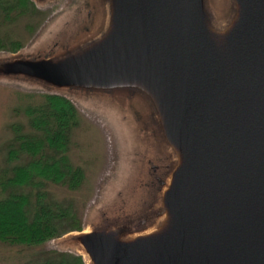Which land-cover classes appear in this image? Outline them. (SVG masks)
Wrapping results in <instances>:
<instances>
[{"label": "water", "instance_id": "1", "mask_svg": "<svg viewBox=\"0 0 264 264\" xmlns=\"http://www.w3.org/2000/svg\"><path fill=\"white\" fill-rule=\"evenodd\" d=\"M229 1L218 23L207 0H103L90 38L0 62V77L150 109L146 200L71 233L88 264H264V0Z\"/></svg>", "mask_w": 264, "mask_h": 264}, {"label": "rangeland", "instance_id": "2", "mask_svg": "<svg viewBox=\"0 0 264 264\" xmlns=\"http://www.w3.org/2000/svg\"><path fill=\"white\" fill-rule=\"evenodd\" d=\"M207 1L215 21L224 22L230 1ZM36 6L49 16L33 34L24 29V24H19L13 39L19 40L23 47L15 54L0 51V62L17 56L56 54L79 39L81 42L90 38L102 24L103 0H47ZM42 94L66 97L81 115L80 126L74 131L70 157L74 165L84 170V182L76 191L51 185L49 192L55 199L72 204L81 218L83 231L93 229L107 218L121 222V215L112 216L123 211L127 215L146 200L138 186L144 182L139 179L148 168L147 159L151 158V149L142 138L143 125L153 126L147 103L128 92L56 90L19 77H0V170L6 167L5 145L11 137L8 126L19 120L18 114L24 106ZM142 214L143 211L136 212L134 217L137 218L133 220ZM126 215L125 219H129ZM70 236L73 234L51 240L37 249L0 244V264H25L37 253L48 250L78 253L69 246Z\"/></svg>", "mask_w": 264, "mask_h": 264}, {"label": "trees", "instance_id": "3", "mask_svg": "<svg viewBox=\"0 0 264 264\" xmlns=\"http://www.w3.org/2000/svg\"><path fill=\"white\" fill-rule=\"evenodd\" d=\"M49 13L30 0H0V51L15 54L23 44L13 39L19 24L30 34ZM11 123L5 145L6 167L0 170V244L37 249L65 235L81 232L82 221L71 203L55 199L49 186L78 190L84 170L70 152L74 131L81 123L77 107L58 94L32 99ZM25 264H85L70 251L48 250Z\"/></svg>", "mask_w": 264, "mask_h": 264}, {"label": "bare ground", "instance_id": "4", "mask_svg": "<svg viewBox=\"0 0 264 264\" xmlns=\"http://www.w3.org/2000/svg\"><path fill=\"white\" fill-rule=\"evenodd\" d=\"M78 252H79V254H82V255H83L84 260H85V263L88 264V259H87V257L84 255V253L81 252V251H78Z\"/></svg>", "mask_w": 264, "mask_h": 264}]
</instances>
